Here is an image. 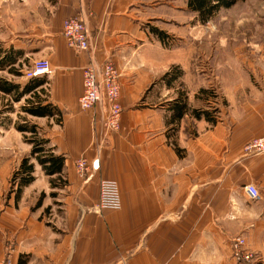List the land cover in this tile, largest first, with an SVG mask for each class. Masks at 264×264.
<instances>
[{
	"label": "crops",
	"instance_id": "1",
	"mask_svg": "<svg viewBox=\"0 0 264 264\" xmlns=\"http://www.w3.org/2000/svg\"><path fill=\"white\" fill-rule=\"evenodd\" d=\"M187 2L53 1L49 24L34 35L41 43L36 58L53 67L40 96L64 116L61 123L35 119L50 125L45 138L66 157L63 185L54 187L33 160L34 182L0 217V259L9 253L12 264H239L231 240L242 236L264 260V155L244 148L264 134V102L231 122L196 120L193 134L167 115L173 99L158 83L164 50L154 30L186 25L180 18L190 12ZM74 15L88 26V53L69 49L62 35L64 20ZM90 61L111 62L120 71L118 133L104 134L105 107L80 109ZM31 150L14 125L0 123V168H19ZM79 158L99 159L100 170L87 181L76 171ZM106 179L119 186L121 210L94 209ZM250 184L260 201L249 200L244 188Z\"/></svg>",
	"mask_w": 264,
	"mask_h": 264
},
{
	"label": "rangeland",
	"instance_id": "2",
	"mask_svg": "<svg viewBox=\"0 0 264 264\" xmlns=\"http://www.w3.org/2000/svg\"><path fill=\"white\" fill-rule=\"evenodd\" d=\"M53 1L0 0V48L6 51L22 50L25 53L21 59L23 75L16 77L7 71H0V78L20 84L27 83L25 71L38 60L36 52L41 47L34 35L41 36L43 26L49 24L53 14L50 8ZM180 20L185 21L186 25L165 24L161 27L164 30L156 29L166 35L161 39L162 42L157 44L159 49L164 50L162 58L160 54L158 59L164 60L165 64V73L161 75L158 83L167 87L168 98L173 99L168 103L170 112L167 115L170 114V119L172 120V106L176 101L185 102L193 110L209 111L217 120V124L223 121L231 122L230 119L234 115L238 120L249 109L255 110L258 105H262L264 0L238 1L230 9L219 10L206 23L192 12H185V17ZM30 35H33L30 39L25 38ZM168 73V79L164 80L163 76ZM9 104H12L16 112L11 113V116L2 117ZM24 105H27L26 99L13 103V97L0 92V123L10 124L8 120L11 119L12 124L9 126H13L15 123L24 122L26 118L31 124L37 123L43 131L50 127L48 123L38 121L21 111ZM195 121L194 117L184 122L179 121L178 129L180 130L183 123L189 134H193L196 130ZM209 124L217 125L211 122ZM26 156H30V153ZM33 160L37 162L36 159ZM3 168H0V217L6 206L15 200L16 188L12 179L18 171L17 166H13L12 171ZM60 185H63L62 181ZM256 239L255 237L254 242ZM256 250L249 249L254 258L248 264H264L261 253Z\"/></svg>",
	"mask_w": 264,
	"mask_h": 264
},
{
	"label": "built area",
	"instance_id": "3",
	"mask_svg": "<svg viewBox=\"0 0 264 264\" xmlns=\"http://www.w3.org/2000/svg\"><path fill=\"white\" fill-rule=\"evenodd\" d=\"M63 36L69 49L76 52H90L92 40L86 22L79 15H74L64 21ZM53 67L50 61L45 59L36 60L31 68L25 71V78L31 80L35 77L50 76ZM120 71L111 62L97 64L90 61L83 70L84 91L79 100L80 109L89 112L97 106L106 108V117L103 121L104 134L118 133L121 129V118L124 109L121 106V79ZM264 133V132H263ZM246 154L264 155V134L249 142L245 146ZM76 171L80 178L87 181L94 173L100 170L99 159L89 161L87 158H79L75 161ZM244 190L249 200L258 202L261 200V192L256 185H247ZM100 199L95 210L101 212L109 210H121L122 198L119 186L115 181L101 180ZM234 257L237 263L248 264L252 262L254 255L247 248L245 237L237 236L231 241ZM0 264H12L11 255L0 259Z\"/></svg>",
	"mask_w": 264,
	"mask_h": 264
},
{
	"label": "trees",
	"instance_id": "4",
	"mask_svg": "<svg viewBox=\"0 0 264 264\" xmlns=\"http://www.w3.org/2000/svg\"><path fill=\"white\" fill-rule=\"evenodd\" d=\"M238 1L246 0H188V10L199 16L203 23H206L214 17L221 9H230ZM159 39H164L165 34L162 31L154 30ZM25 53L22 50L10 49L3 50L0 48V71H7L13 76L23 75V65L21 59ZM169 73L163 76L167 80ZM45 77H35L28 80L26 84L15 83L5 78H0V92L13 97V103H17L26 99L27 105L22 106L21 111L28 116L37 118H53L57 123H61L64 113L52 103L47 102L40 96V87L46 84ZM171 80H169V84ZM30 96L28 99L27 97ZM172 120L180 121L185 115H192L196 120L206 119L213 124H217V120L211 116L209 111H199L190 109L185 102H178L172 106ZM12 104L6 107L5 113H15ZM9 126L12 120L9 119ZM17 131L23 133L25 140L32 146L30 156L25 157L19 165L18 171L14 174L12 183L15 189V198L20 199L23 189L34 182L35 166L32 163L36 159L43 169L45 175L50 177V182L54 187H61V176L65 169L66 157L57 155L50 146V139L45 138L44 131L36 124H31L25 118L24 122L13 124ZM60 182V183H59Z\"/></svg>",
	"mask_w": 264,
	"mask_h": 264
}]
</instances>
